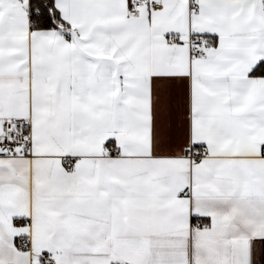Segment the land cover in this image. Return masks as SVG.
Wrapping results in <instances>:
<instances>
[{"label": "snow or ice", "instance_id": "obj_1", "mask_svg": "<svg viewBox=\"0 0 264 264\" xmlns=\"http://www.w3.org/2000/svg\"><path fill=\"white\" fill-rule=\"evenodd\" d=\"M0 264H264V0H0Z\"/></svg>", "mask_w": 264, "mask_h": 264}]
</instances>
